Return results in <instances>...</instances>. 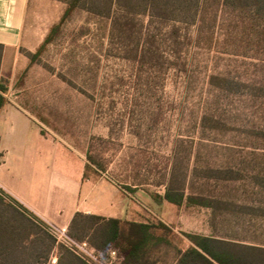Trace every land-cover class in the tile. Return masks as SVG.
<instances>
[{
	"label": "rangeland",
	"instance_id": "obj_1",
	"mask_svg": "<svg viewBox=\"0 0 264 264\" xmlns=\"http://www.w3.org/2000/svg\"><path fill=\"white\" fill-rule=\"evenodd\" d=\"M225 19L180 58L162 48L163 57L126 59L111 43V20L77 8L8 91L45 133L85 163L92 155L104 170L87 179L117 208L125 200L127 219L169 226L171 245L152 249L148 264H177L189 246L182 232L264 248V51L228 41ZM169 179L211 207L160 200ZM19 225L39 231L4 197L0 242Z\"/></svg>",
	"mask_w": 264,
	"mask_h": 264
},
{
	"label": "trees",
	"instance_id": "obj_2",
	"mask_svg": "<svg viewBox=\"0 0 264 264\" xmlns=\"http://www.w3.org/2000/svg\"><path fill=\"white\" fill-rule=\"evenodd\" d=\"M57 1L65 3L66 9L39 50L34 54L26 53L30 64L77 8L111 20V43L120 46L118 55L126 59L132 54L134 59H138L139 54L140 59L147 55L163 57L165 52L162 48H170V54L176 56L175 59L180 58L206 30L213 36L221 15L227 18L225 21L230 29L224 34L228 41L234 39L241 44L250 43L264 51V0ZM6 91L7 87L0 82V111L9 102L3 95ZM103 170L88 152L83 179H87L88 172L99 174ZM126 189L134 192L127 186ZM4 197L12 203L17 215L39 231L30 235L25 233L19 219L21 225L14 237L0 242V264H46L54 249L59 253L57 264H87L70 249L57 244L43 221L0 191V200L3 201ZM159 199L177 207H211L212 204L208 198L186 195L172 179H169L165 193ZM141 219L106 218L77 212L68 230L73 239L87 241L102 253L116 252L122 264H148L152 249L171 245L168 235L172 231L155 217ZM181 236L189 246L183 251L178 250L177 264H264L263 247L236 244L196 233L182 232Z\"/></svg>",
	"mask_w": 264,
	"mask_h": 264
},
{
	"label": "crops",
	"instance_id": "obj_3",
	"mask_svg": "<svg viewBox=\"0 0 264 264\" xmlns=\"http://www.w3.org/2000/svg\"><path fill=\"white\" fill-rule=\"evenodd\" d=\"M65 9L57 0H0V82L9 101L0 111V191L46 225L68 228L77 212L124 219L130 208L122 199L117 208L97 182L83 179L82 156L45 133L8 95L29 65L25 52L40 48ZM116 211L122 215L108 214Z\"/></svg>",
	"mask_w": 264,
	"mask_h": 264
},
{
	"label": "built area",
	"instance_id": "obj_4",
	"mask_svg": "<svg viewBox=\"0 0 264 264\" xmlns=\"http://www.w3.org/2000/svg\"><path fill=\"white\" fill-rule=\"evenodd\" d=\"M47 230L55 238L57 244H61L70 249L87 264H117L120 261L114 251L102 253L93 248L87 241L73 239L69 235L68 228L66 227L47 225ZM52 262L55 263V260Z\"/></svg>",
	"mask_w": 264,
	"mask_h": 264
}]
</instances>
